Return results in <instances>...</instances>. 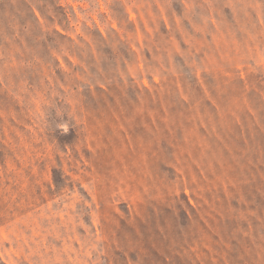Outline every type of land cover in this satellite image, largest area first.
<instances>
[{"label":"rangeland","instance_id":"1","mask_svg":"<svg viewBox=\"0 0 264 264\" xmlns=\"http://www.w3.org/2000/svg\"><path fill=\"white\" fill-rule=\"evenodd\" d=\"M0 264H264V0H0Z\"/></svg>","mask_w":264,"mask_h":264}]
</instances>
